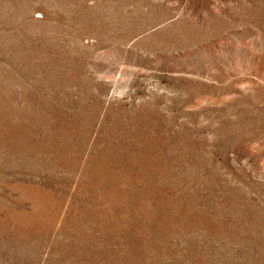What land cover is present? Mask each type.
<instances>
[{"label": "rangeland", "instance_id": "obj_1", "mask_svg": "<svg viewBox=\"0 0 264 264\" xmlns=\"http://www.w3.org/2000/svg\"><path fill=\"white\" fill-rule=\"evenodd\" d=\"M0 264H264V0H0Z\"/></svg>", "mask_w": 264, "mask_h": 264}]
</instances>
